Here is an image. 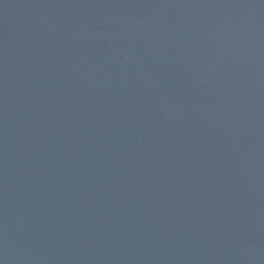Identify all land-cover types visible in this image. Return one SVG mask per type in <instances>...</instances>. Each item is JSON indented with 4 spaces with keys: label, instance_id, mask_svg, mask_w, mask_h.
Segmentation results:
<instances>
[{
    "label": "water",
    "instance_id": "1",
    "mask_svg": "<svg viewBox=\"0 0 264 264\" xmlns=\"http://www.w3.org/2000/svg\"><path fill=\"white\" fill-rule=\"evenodd\" d=\"M0 264H264V0H0Z\"/></svg>",
    "mask_w": 264,
    "mask_h": 264
}]
</instances>
